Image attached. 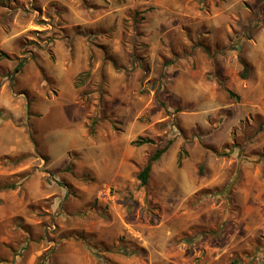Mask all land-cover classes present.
I'll use <instances>...</instances> for the list:
<instances>
[{"label":"rangeland","instance_id":"rangeland-1","mask_svg":"<svg viewBox=\"0 0 264 264\" xmlns=\"http://www.w3.org/2000/svg\"><path fill=\"white\" fill-rule=\"evenodd\" d=\"M0 53V264H264V0H0Z\"/></svg>","mask_w":264,"mask_h":264},{"label":"trees","instance_id":"trees-1","mask_svg":"<svg viewBox=\"0 0 264 264\" xmlns=\"http://www.w3.org/2000/svg\"><path fill=\"white\" fill-rule=\"evenodd\" d=\"M207 53H210V50L205 49ZM0 58H4V59H8V56L4 53H0ZM240 62L243 66L244 72H247L248 70V66L246 64V62L244 60H242L240 58ZM26 63V60H22L21 62H19L14 70L13 73H19L23 67V65ZM230 96H233V94L230 92L229 93ZM152 143L151 139L148 138H139L138 140H136L135 142H133V145L135 146H142L145 144H149ZM166 151V147L165 148H161V149H157L154 154L148 159L147 163L145 164V166L140 170V172L137 174V180L139 181L140 185L142 187H146L148 185L149 179H150V175L152 172V167L153 164L159 160V158L162 156V154Z\"/></svg>","mask_w":264,"mask_h":264}]
</instances>
